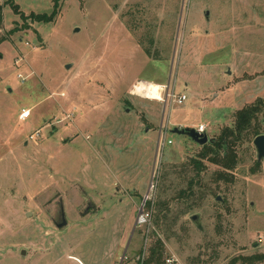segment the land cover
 I'll return each mask as SVG.
<instances>
[{
	"label": "rangeland",
	"instance_id": "rangeland-1",
	"mask_svg": "<svg viewBox=\"0 0 264 264\" xmlns=\"http://www.w3.org/2000/svg\"><path fill=\"white\" fill-rule=\"evenodd\" d=\"M0 4V264H138L158 237L166 264L264 253L253 134L234 180L218 182L216 166L184 171L200 145L172 132L203 123L212 138L264 98V0H60L49 21L22 15L53 16L55 0ZM142 80L188 98L134 95ZM259 123L264 134L263 114ZM191 178L196 196L179 198ZM141 207L150 221L138 227ZM62 208L68 224L58 227Z\"/></svg>",
	"mask_w": 264,
	"mask_h": 264
},
{
	"label": "trees",
	"instance_id": "trees-1",
	"mask_svg": "<svg viewBox=\"0 0 264 264\" xmlns=\"http://www.w3.org/2000/svg\"><path fill=\"white\" fill-rule=\"evenodd\" d=\"M60 0H55V11L53 16L47 14H32L31 16L22 15L25 19L31 18L37 21L53 20L59 14L58 5ZM3 22V7L0 4V24ZM5 38L0 39L2 42ZM153 40L150 39V43ZM143 44L144 41L140 40ZM145 52L149 56H155L151 47H145ZM264 115V98L260 97L255 102L246 105L235 113V118L231 125L225 126L220 133L212 137L211 141L200 145V150L196 155L190 156L187 162V172L192 170L197 177L201 176L209 165L216 166L215 181L227 180L233 181V171L237 168L239 161V144L245 142L247 134L252 133L254 139L256 136L263 134L260 128V115ZM253 139V141H254ZM260 165V162H257ZM199 184V180L191 178L188 181V188L180 190L177 195L179 198L190 199L196 196L195 184ZM193 208V204L189 205L184 212H188ZM166 245L161 238H155L148 249V256L138 264H166ZM264 261V253L253 254L249 256H235L227 264H254Z\"/></svg>",
	"mask_w": 264,
	"mask_h": 264
},
{
	"label": "built area",
	"instance_id": "built-area-1",
	"mask_svg": "<svg viewBox=\"0 0 264 264\" xmlns=\"http://www.w3.org/2000/svg\"><path fill=\"white\" fill-rule=\"evenodd\" d=\"M136 83L132 87V93L134 95H138V94H135ZM160 86H161V88L159 89V91H160V95L162 96V99L157 100V101L164 103V105L169 104L171 106L173 104H183L188 98L186 93L177 94L175 92L174 87L172 88L170 84H167V85L161 84ZM133 88H134V90H133ZM141 97H143V96H141ZM144 98L151 99L148 97H144ZM152 100H154V99H152ZM28 113H30L29 110H24L22 112L21 116L24 117ZM168 131H169V121L167 120V124L165 125L162 123V125L160 126V130H159L158 146L161 148H163L165 146L164 144H165V139L167 137ZM197 131L199 133L207 132V125L206 124H200L197 128ZM168 143L171 144L172 140H168ZM154 179H155V175L152 176V180H151L150 185H149V190H148V193L146 195L147 200L152 199L153 193L155 192ZM149 221H150L149 210H144V207H141V209L139 211V215L137 217V226L138 227L142 226V225L148 223ZM177 260L178 259L175 256H173L172 258L167 259V262L169 264H173L175 262H178ZM119 264H122V263H119Z\"/></svg>",
	"mask_w": 264,
	"mask_h": 264
},
{
	"label": "water",
	"instance_id": "water-1",
	"mask_svg": "<svg viewBox=\"0 0 264 264\" xmlns=\"http://www.w3.org/2000/svg\"><path fill=\"white\" fill-rule=\"evenodd\" d=\"M208 15H209V11L206 12L207 18H208ZM70 66L71 65L68 64L67 68H70ZM172 132L180 134V135H186V136L190 137L194 142L198 143L201 146L210 142L212 139V138H209V136L207 135L206 132L205 133H199L197 131V129L190 128V127H178V126H176L172 129ZM253 143H254V146H255L256 151H257V160H258V162H261L264 159V134H260V135L256 136ZM217 200L223 202V199L220 195L217 196ZM91 207H92V204H90L87 207L85 212L87 213ZM190 220L192 221V223L195 225V227L197 229L204 230V226L202 223V216L200 213H195V214L191 215ZM67 224H68V222L65 218L64 221L61 224H59L58 227H64Z\"/></svg>",
	"mask_w": 264,
	"mask_h": 264
},
{
	"label": "bare ground",
	"instance_id": "bare-ground-1",
	"mask_svg": "<svg viewBox=\"0 0 264 264\" xmlns=\"http://www.w3.org/2000/svg\"><path fill=\"white\" fill-rule=\"evenodd\" d=\"M160 85L161 84L153 83L151 81H144V80L138 81L136 83L135 94L149 97L151 99L161 100L162 96L160 95V91H159V89L161 88ZM26 117H28V114H26L23 118Z\"/></svg>",
	"mask_w": 264,
	"mask_h": 264
},
{
	"label": "flooded vegetation",
	"instance_id": "flooded-vegetation-1",
	"mask_svg": "<svg viewBox=\"0 0 264 264\" xmlns=\"http://www.w3.org/2000/svg\"><path fill=\"white\" fill-rule=\"evenodd\" d=\"M88 213V212H87ZM66 217H65V213H64V210H63V208H62V210H61V212H60V214H59V219H57L56 221H55V224H56V226H59V224H61L63 221H64V219H65ZM66 226V225H65Z\"/></svg>",
	"mask_w": 264,
	"mask_h": 264
},
{
	"label": "crops",
	"instance_id": "crops-1",
	"mask_svg": "<svg viewBox=\"0 0 264 264\" xmlns=\"http://www.w3.org/2000/svg\"><path fill=\"white\" fill-rule=\"evenodd\" d=\"M201 124H203V123H201ZM200 125V124H199Z\"/></svg>",
	"mask_w": 264,
	"mask_h": 264
}]
</instances>
